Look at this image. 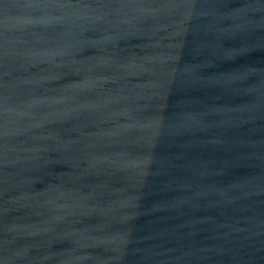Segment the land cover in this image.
Listing matches in <instances>:
<instances>
[{
	"label": "water",
	"instance_id": "obj_1",
	"mask_svg": "<svg viewBox=\"0 0 264 264\" xmlns=\"http://www.w3.org/2000/svg\"><path fill=\"white\" fill-rule=\"evenodd\" d=\"M0 264H264V0H0Z\"/></svg>",
	"mask_w": 264,
	"mask_h": 264
}]
</instances>
